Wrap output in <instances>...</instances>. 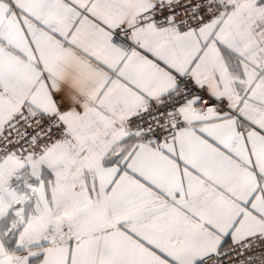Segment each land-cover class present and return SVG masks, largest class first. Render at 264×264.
<instances>
[{"label":"snow or ice","instance_id":"1","mask_svg":"<svg viewBox=\"0 0 264 264\" xmlns=\"http://www.w3.org/2000/svg\"><path fill=\"white\" fill-rule=\"evenodd\" d=\"M0 264H264V0H0Z\"/></svg>","mask_w":264,"mask_h":264}]
</instances>
